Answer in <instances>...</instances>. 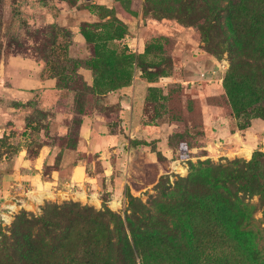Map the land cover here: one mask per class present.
<instances>
[{
  "label": "rangeland",
  "instance_id": "1",
  "mask_svg": "<svg viewBox=\"0 0 264 264\" xmlns=\"http://www.w3.org/2000/svg\"><path fill=\"white\" fill-rule=\"evenodd\" d=\"M235 1L0 0V264L118 235L264 264V0Z\"/></svg>",
  "mask_w": 264,
  "mask_h": 264
},
{
  "label": "trees",
  "instance_id": "2",
  "mask_svg": "<svg viewBox=\"0 0 264 264\" xmlns=\"http://www.w3.org/2000/svg\"><path fill=\"white\" fill-rule=\"evenodd\" d=\"M233 6L236 8V11L238 13H241L242 11H244L246 9V5L247 2L246 1H242V0H236L235 2H232ZM261 3L258 2L257 5H260ZM249 18V15L247 16V19ZM246 119H250L253 117H259L261 119H264V110L259 109V108H253V110L251 109V111H248L245 113ZM240 127H243V124H237ZM250 165H252L255 168H262L264 167V153L260 152L258 150H254L252 157L250 159ZM260 183H264V177L263 178H259ZM224 207H226V205H223ZM49 220L46 221V224H49ZM237 225V223H236ZM122 246V249L120 250L118 248L119 244H115V242L108 240L106 242L105 245H103V248L97 252V253H87L84 256V261H87V259H92V260H98V261H103L102 264H137L136 260H135V242L134 239L131 238L132 243L131 245H129L128 241L126 240L125 237L120 238V236L118 235V239H117ZM38 247L40 248V253L43 250V244H38ZM39 253V252H38ZM189 254V255H188ZM84 255V254H83ZM83 257V256H82ZM168 255L165 257L167 258ZM183 259H185V262L182 264H236V262H230L228 258L224 257L223 255H214V256H204L205 257V261L206 262H198L199 259H202L199 257H195L193 256V254L188 253V252H184V255L182 256ZM209 257L210 260H209ZM171 259H174L175 256L170 257ZM46 264H53V263H49L47 262ZM91 264V263H88Z\"/></svg>",
  "mask_w": 264,
  "mask_h": 264
}]
</instances>
